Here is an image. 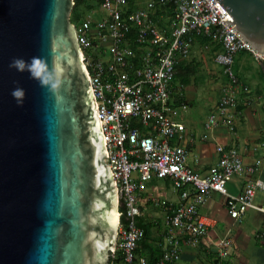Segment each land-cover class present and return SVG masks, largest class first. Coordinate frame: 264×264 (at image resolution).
<instances>
[{
	"label": "water",
	"instance_id": "95a60500",
	"mask_svg": "<svg viewBox=\"0 0 264 264\" xmlns=\"http://www.w3.org/2000/svg\"><path fill=\"white\" fill-rule=\"evenodd\" d=\"M218 3L264 55V0ZM73 5L0 0V264H111L117 195Z\"/></svg>",
	"mask_w": 264,
	"mask_h": 264
},
{
	"label": "built area",
	"instance_id": "2783aa9c",
	"mask_svg": "<svg viewBox=\"0 0 264 264\" xmlns=\"http://www.w3.org/2000/svg\"><path fill=\"white\" fill-rule=\"evenodd\" d=\"M94 1L103 10V17L85 16L72 24L96 102L105 163L114 181L118 209L121 207L111 258L120 252L121 264H147L137 255L144 238V230L138 225L139 192L154 179H169L178 194L167 218L174 234L156 264L178 261L183 243L195 246L209 235V225L199 208L214 193L222 196L228 216L236 222L249 210L261 213L262 224L254 235L264 239V204L254 202L255 193L264 191V182L251 177L264 159L246 164L235 144H217L216 163L205 174L196 172L189 165L188 150L180 143L183 129L179 112L185 103L178 105L172 97L178 59L187 55L194 38L210 39L218 46L214 62L228 83L222 88L216 112L207 117L204 127L209 130L221 122L234 134L237 106L249 102V98L241 97L236 84L235 57L243 50L264 64V55L250 47L233 23L224 21L229 14L218 0H151L132 10L128 0ZM155 6L172 9L165 26L153 20ZM261 107L264 109V102ZM260 138L258 146L263 147L264 128ZM234 177L244 180L237 193L228 189ZM213 244L218 247L213 264H229L224 257L232 246L229 235L220 236Z\"/></svg>",
	"mask_w": 264,
	"mask_h": 264
},
{
	"label": "crops",
	"instance_id": "0c3cea01",
	"mask_svg": "<svg viewBox=\"0 0 264 264\" xmlns=\"http://www.w3.org/2000/svg\"><path fill=\"white\" fill-rule=\"evenodd\" d=\"M203 61L205 63L201 69L206 65L207 69H210V66L216 68L215 65L209 64L208 66V63ZM190 65V58L182 56L178 59L172 94L176 104L185 103V107H180L179 112V121L183 129V138L180 143L189 152V165L196 172L205 174L207 168L215 164L218 159L215 152L217 144H235L246 164H250L258 158L264 159V146H258L261 140L260 133L264 128V109L261 107V103L264 102L263 62L255 60L251 53L243 50L235 57L234 72L239 83H237L238 89L242 93L241 97L249 98V102L247 105L237 106L236 111L239 112V115L235 119L234 134H230L221 122L209 130L204 127L207 117L217 110L216 104L221 96L222 88L228 83L227 80L224 82L217 80L214 83V78L213 80L209 79V76L212 78L211 70H200L204 79V82L201 83L200 79L196 80L198 72L190 69ZM217 68L219 67L217 66ZM215 89L219 92L218 96H215L213 91ZM245 89L248 93L245 92ZM251 177L264 182V160L258 171ZM243 183L242 177H234L228 182V189L231 193H237L241 190ZM151 197H158L159 201L166 202L163 205L166 213L168 212L167 218L170 208L178 201V194L173 190L169 179H154L146 182L139 192L141 202L139 219L141 218L143 223H145L144 210ZM254 202L264 204V191L255 193ZM199 212L209 225V235L203 237L195 246L188 242L183 243L180 259L171 264H213L218 250L213 241L223 235H229L232 239V246L224 254L225 260L229 264H264V239H258L254 235L262 224L261 213L249 210L240 222H236L228 216L222 196L216 193L208 197L206 203L199 208ZM165 224L161 222V230L158 229V231L162 233L164 227L168 226V236L161 234L159 237H154L152 229L149 228L152 241L148 242V236L145 235L137 248V255L145 258L147 264L154 258L157 259L155 263L158 261L168 239L174 234L169 229L167 221ZM185 238L187 240L186 236Z\"/></svg>",
	"mask_w": 264,
	"mask_h": 264
},
{
	"label": "rangeland",
	"instance_id": "374dc122",
	"mask_svg": "<svg viewBox=\"0 0 264 264\" xmlns=\"http://www.w3.org/2000/svg\"><path fill=\"white\" fill-rule=\"evenodd\" d=\"M148 1H151V0H128L127 5H128V8L132 10V9H135L145 4ZM171 12H172V9L169 6H166V7L155 6L154 11L152 12V18L158 25L165 26L171 15ZM103 15H104L103 10L99 7L98 4H95L94 0H83L79 4H77V6L75 7L73 11V15L70 12L69 18L72 23H77L78 20L84 18L85 16H88L92 19H99L103 17ZM217 50H218V46L215 45L214 42H212L210 39L205 38V37L194 38L190 42L187 55L184 56V58H190L191 60L190 69H192L195 72H198L197 78H196L197 81L198 79H200L201 83L204 82L203 75L200 73V70H211L212 73L210 75H212V78L209 76V79L213 80L214 78L215 80V81L213 80L214 83L217 80L218 82L219 81L224 82L225 80H227V78L224 77L222 71H220L219 68H217V65L214 62L213 58ZM203 60H205L208 63V66L209 64H213L216 66V68L210 66L209 67L210 69H207V65H206L201 69V66L205 63ZM237 83H238V80L236 76V84ZM205 87L207 86L205 85ZM213 91L215 92V96L219 95V92L216 91V89ZM150 199H151L150 202L147 203L146 209L144 210L145 225L146 227H148L147 233H146V237L148 236V239H147L148 242L152 241V235H151V231L149 228L152 229V232H153L152 234H154V237L156 236L159 237L161 236V234L164 236L169 235V234L167 235L168 226L166 228L164 227L162 233H159L158 231V229L161 230L160 228L161 222L165 224V222L167 221L168 212L166 213V210L164 209V205L161 203V201H159L158 197H151Z\"/></svg>",
	"mask_w": 264,
	"mask_h": 264
},
{
	"label": "trees",
	"instance_id": "16d2710c",
	"mask_svg": "<svg viewBox=\"0 0 264 264\" xmlns=\"http://www.w3.org/2000/svg\"><path fill=\"white\" fill-rule=\"evenodd\" d=\"M81 1H83V0H73L74 5H73L72 10H71V14H72V15H73V11H74L75 7H76L77 4H79ZM70 21H71V20H70ZM175 68H176V66H175ZM119 209H120V211H121V207H120ZM121 220L124 221V216H123V215L121 216ZM138 225H140L141 227H143V229H144V236H145V235H146V231H147L148 228L146 227L145 223L142 222L141 218L138 219ZM117 254H118V255H117L116 258H111L110 262H111L112 264H119V263L121 264L120 261H121V259H122V256H121L120 252H118ZM156 260H157V259L154 258L152 261L149 262V264H156V263H155Z\"/></svg>",
	"mask_w": 264,
	"mask_h": 264
},
{
	"label": "bare ground",
	"instance_id": "6f19581e",
	"mask_svg": "<svg viewBox=\"0 0 264 264\" xmlns=\"http://www.w3.org/2000/svg\"><path fill=\"white\" fill-rule=\"evenodd\" d=\"M115 213H117V212L115 211ZM117 218H118V215H117Z\"/></svg>",
	"mask_w": 264,
	"mask_h": 264
}]
</instances>
